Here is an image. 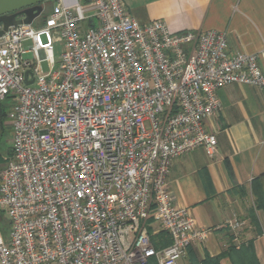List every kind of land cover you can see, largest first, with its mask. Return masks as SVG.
<instances>
[{
	"label": "built area",
	"instance_id": "obj_1",
	"mask_svg": "<svg viewBox=\"0 0 264 264\" xmlns=\"http://www.w3.org/2000/svg\"><path fill=\"white\" fill-rule=\"evenodd\" d=\"M262 56L230 52L223 31L139 23L122 0H57L38 26L8 27L0 100L12 155L0 209L10 231L0 264H179L208 231L175 205L170 162L197 147L215 154L204 121L220 107L216 90L263 88ZM245 224L235 213L223 224L237 245ZM157 231L170 243L155 248Z\"/></svg>",
	"mask_w": 264,
	"mask_h": 264
},
{
	"label": "crops",
	"instance_id": "obj_2",
	"mask_svg": "<svg viewBox=\"0 0 264 264\" xmlns=\"http://www.w3.org/2000/svg\"><path fill=\"white\" fill-rule=\"evenodd\" d=\"M44 1L48 10L40 23L57 3ZM122 1L139 23L163 20L170 32L223 31L232 53L264 48V0ZM259 64L264 72V56ZM216 95L220 107L204 121L216 137L215 154L210 157L202 147L194 148L172 159L167 172L175 205L192 215L195 226L208 231L204 241L187 248L179 264H264V205L256 207L251 200L252 191L259 196L264 185V87L235 82L218 88ZM8 106L7 99L0 100V172L12 155ZM246 188L250 194H245ZM234 213L246 220L240 250H230L239 245L223 226ZM9 231L8 220L0 226V240H7ZM216 257V262H209Z\"/></svg>",
	"mask_w": 264,
	"mask_h": 264
},
{
	"label": "water",
	"instance_id": "obj_3",
	"mask_svg": "<svg viewBox=\"0 0 264 264\" xmlns=\"http://www.w3.org/2000/svg\"><path fill=\"white\" fill-rule=\"evenodd\" d=\"M45 7L44 0H0V36L10 26L33 25L35 19L44 16Z\"/></svg>",
	"mask_w": 264,
	"mask_h": 264
},
{
	"label": "rangeland",
	"instance_id": "obj_4",
	"mask_svg": "<svg viewBox=\"0 0 264 264\" xmlns=\"http://www.w3.org/2000/svg\"><path fill=\"white\" fill-rule=\"evenodd\" d=\"M47 10H48V8L45 9L44 13H46ZM41 19H42V17L35 19L33 25H36V24L40 23ZM42 38H44V36H42ZM26 45H27V43H25V46ZM53 47H54L53 53H54V58H55V62H56V67H57V65H58V63H57L58 56L64 50V45H63L62 42L57 41V42H54L53 43ZM23 57H27L29 59H33V54L32 53L25 54V55H23ZM41 67H42V69L44 71H46L48 69V65H47V62L45 60L41 62ZM145 125L148 126L147 121L145 122ZM244 191H245V194L246 193H249L250 194V190L249 189L246 188ZM255 193L256 192L252 191L253 196L251 194V196H252V199L251 200H252V203L254 204V206L257 207L259 205H264V185H263L262 190L258 192L259 193V196L258 195H255ZM0 217L2 218L1 223H0V226H4L5 225V222H7L9 220V218H8L7 214L3 210H1V209H0ZM158 228H159V226H158L157 223L150 222V225H149V231H150V233L153 230H158ZM153 235H154V237H156L155 240L160 241L159 238L162 235H161V233H159V231H157L155 234H151V236H153Z\"/></svg>",
	"mask_w": 264,
	"mask_h": 264
},
{
	"label": "trees",
	"instance_id": "obj_5",
	"mask_svg": "<svg viewBox=\"0 0 264 264\" xmlns=\"http://www.w3.org/2000/svg\"><path fill=\"white\" fill-rule=\"evenodd\" d=\"M259 206H261V205H259ZM262 206H263V205H262ZM262 206H261V207H262ZM159 233H161V235H162V236L159 238L160 241L155 240L156 237H154V235L151 236V241H152V243H153V245H154L155 248H161V247H163V246L169 244L170 241H171L169 234H167V233L164 232V231H159ZM161 241H162V242H161ZM242 245H244V244L239 245L237 248H236L235 246H232V247L230 248V250H234V249H239V250H240V249H242ZM237 251H238V250H237ZM216 261H217V257H216V258L209 259V262H216Z\"/></svg>",
	"mask_w": 264,
	"mask_h": 264
}]
</instances>
